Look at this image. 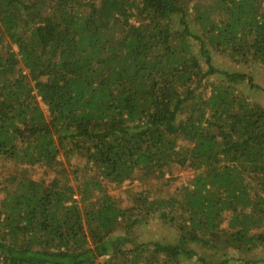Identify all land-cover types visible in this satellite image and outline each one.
<instances>
[{
    "label": "trees",
    "instance_id": "trees-1",
    "mask_svg": "<svg viewBox=\"0 0 264 264\" xmlns=\"http://www.w3.org/2000/svg\"><path fill=\"white\" fill-rule=\"evenodd\" d=\"M253 68L264 0H0V264H264Z\"/></svg>",
    "mask_w": 264,
    "mask_h": 264
},
{
    "label": "rangeland",
    "instance_id": "rangeland-1",
    "mask_svg": "<svg viewBox=\"0 0 264 264\" xmlns=\"http://www.w3.org/2000/svg\"><path fill=\"white\" fill-rule=\"evenodd\" d=\"M213 60H214L215 66H217L218 68H223V69H238L239 68V66L234 64L233 61H231L228 58L223 57L222 55L218 53H213ZM241 69L243 70L244 73H248L250 71V68L247 66H241ZM252 70H254L253 74L255 77V81L259 84L264 85V79H262V73L261 71H259L260 69L253 68ZM245 92L246 94L250 95V99L252 101L264 104V93L263 92L256 91L253 89H247ZM41 104H42V107L45 113L48 116L49 112L47 110V107L43 103ZM28 173L36 181L39 180L41 176L43 175L42 172L34 168H28ZM5 174L6 173L0 169V181H1V178H3ZM193 178H194V174L192 172H186L177 166H172L166 171V174L163 180L161 181L162 184H160V192L158 189L157 193H160L161 195H163V197H169L170 195L174 193L177 187H180L183 184L185 185L189 183L191 184ZM148 186H149L148 184L147 185L145 183L143 184L141 181H138L137 178H134L131 181H126L120 187L108 186L106 190L110 194L118 195L120 198V201L122 202V205H127L128 201L126 200V195H125L127 191L134 192L137 189L148 190ZM150 189L152 190L151 187ZM155 191H156V188H155ZM139 232L143 239H151V240H156L164 236L166 237L168 236V234L171 236L170 233H172V232L170 233L166 232L164 229L160 228L158 223H153L152 225L149 224L147 226H143L139 230ZM261 252L264 253V250H261Z\"/></svg>",
    "mask_w": 264,
    "mask_h": 264
}]
</instances>
